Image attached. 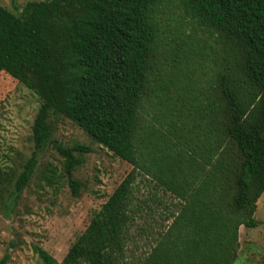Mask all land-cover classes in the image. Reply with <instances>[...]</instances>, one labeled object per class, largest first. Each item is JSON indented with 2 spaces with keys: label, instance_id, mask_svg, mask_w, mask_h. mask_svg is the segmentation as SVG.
Masks as SVG:
<instances>
[{
  "label": "trees",
  "instance_id": "obj_1",
  "mask_svg": "<svg viewBox=\"0 0 264 264\" xmlns=\"http://www.w3.org/2000/svg\"><path fill=\"white\" fill-rule=\"evenodd\" d=\"M162 1H31L19 15L0 4V73L10 74L43 99L33 127L36 150L16 181L14 195L28 185L38 153L49 145L65 159L73 195L80 194L82 183L70 173L83 163L80 155L91 149L55 141L52 114L71 119L133 165L63 264L128 263L126 243L139 175L158 181L184 203L140 264H233L239 227L259 224L254 214L264 193V0H179L190 17L218 32L235 52L247 85L243 90L235 78L220 72L222 109L214 99L200 115L196 110L203 131L190 139L186 133L179 145L169 137L158 138L161 128L154 123L142 122L158 36L154 12ZM170 124V131L179 126L174 118ZM167 140L174 155L169 166L161 160L162 170L157 158L168 153L162 146ZM227 140L237 154L236 166L226 154ZM229 190L234 191L233 211L242 216L234 217L236 222L225 214ZM35 250L42 264H58L43 248ZM9 259L5 254L0 264Z\"/></svg>",
  "mask_w": 264,
  "mask_h": 264
},
{
  "label": "rangeland",
  "instance_id": "obj_2",
  "mask_svg": "<svg viewBox=\"0 0 264 264\" xmlns=\"http://www.w3.org/2000/svg\"><path fill=\"white\" fill-rule=\"evenodd\" d=\"M31 1L42 0H0V4L19 15ZM154 18L158 36L142 122L154 123L161 128L158 138L169 137L178 144L186 141V133L190 139L194 132L203 131L204 124L196 110L200 115L205 106L206 111L214 104V99H218L216 104L222 109L218 91L220 72L235 78L237 85H243V90L247 85L235 52L218 32L190 17L179 0H163ZM42 103L40 95L18 79L0 73V259L9 254L8 264H42L35 247L43 248L58 264H63L70 247L133 169L132 164L94 141L71 119L52 114L49 122L55 141L64 146L83 144L91 149L80 155L83 163L70 173L71 178L82 183L80 194L73 195L65 159L49 145L38 153V164L28 185L19 196L14 195L16 181L36 150L33 127ZM186 113H194V117H187ZM173 118L179 126L170 131ZM167 141L169 143L161 142L168 153L157 158L162 170L166 169L161 160L169 166V158L174 155V148ZM226 154L230 164L236 166L237 154L228 140ZM233 194V190L228 194L225 214L240 220L242 216L233 211ZM183 206L184 203L158 181L139 175L135 184L134 219L126 243L127 264H140L149 255ZM254 218L258 226L241 225L238 229L239 247L233 264H263L264 193L258 200ZM184 239V236L180 239L179 246Z\"/></svg>",
  "mask_w": 264,
  "mask_h": 264
}]
</instances>
